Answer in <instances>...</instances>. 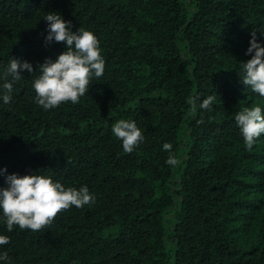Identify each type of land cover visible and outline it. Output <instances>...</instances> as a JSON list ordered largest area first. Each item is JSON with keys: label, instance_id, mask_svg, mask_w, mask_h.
<instances>
[{"label": "trees", "instance_id": "obj_1", "mask_svg": "<svg viewBox=\"0 0 264 264\" xmlns=\"http://www.w3.org/2000/svg\"><path fill=\"white\" fill-rule=\"evenodd\" d=\"M53 10L94 30L105 71L77 103L45 110L32 81L65 48L44 40ZM253 31L264 41V0H0V75L13 56L35 72L0 100V168L95 195L38 231L0 219L7 264H264V134L247 148L235 122L264 107L239 75ZM210 94L209 109L190 102ZM120 118L143 129L132 152L112 132Z\"/></svg>", "mask_w": 264, "mask_h": 264}, {"label": "clouds", "instance_id": "obj_2", "mask_svg": "<svg viewBox=\"0 0 264 264\" xmlns=\"http://www.w3.org/2000/svg\"><path fill=\"white\" fill-rule=\"evenodd\" d=\"M42 17L47 21L45 43H65L64 50L55 59L46 57L38 65L35 72L39 70V74L32 81L34 101L48 110L68 101L75 104L88 93L92 78L104 74L105 58L94 30L84 27L73 30L72 21L65 19L59 11H48ZM246 54L250 58L243 61L240 78L253 92L264 97V41L257 39L255 31L250 36ZM24 70L33 73L32 62L14 56L9 60L0 75L3 81L0 83V100L4 103L11 100L14 82L23 76ZM214 100L215 96L210 94L204 98L197 96L190 102L205 110ZM235 122L246 147L251 148L264 134V107H243L236 113ZM112 132L121 141L124 152H132L145 139L143 129L135 119H118L112 125ZM162 148L168 152L165 163L170 166L180 163L170 142L163 143ZM0 174H4L6 185L0 186V219L8 232L15 226L38 231L50 224L59 211L72 206L83 207L95 200L87 185H66L47 170L8 173L5 166L0 168ZM9 239V235L0 231V245L7 244ZM7 262V253L0 252V264Z\"/></svg>", "mask_w": 264, "mask_h": 264}]
</instances>
